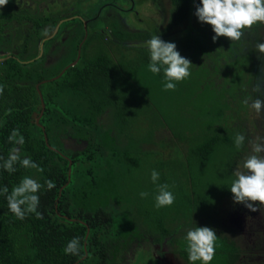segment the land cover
I'll return each instance as SVG.
<instances>
[{"label":"trees","instance_id":"16d2710c","mask_svg":"<svg viewBox=\"0 0 264 264\" xmlns=\"http://www.w3.org/2000/svg\"><path fill=\"white\" fill-rule=\"evenodd\" d=\"M34 1L33 9L21 8L16 0H8L0 8V88L3 89L0 92V158H3L0 165L13 147H19L21 158H30L38 168L16 165L17 170L9 173L0 167V189L6 186L10 193L25 176L37 180L43 186L37 193V212L41 215L37 218L31 213L23 220L18 219L9 211L5 196L0 195V264H125L124 254L137 232L134 225L125 222V214H121L129 212H119L121 201L128 200L119 188V181H123L130 165L136 161L130 156L132 151L125 150V141H120V117L125 116L121 111L130 112L129 102L125 100L129 78H136L135 67L139 64H145L140 74L148 76L150 59L146 47H136L135 58L126 57L125 52L116 49L119 56L114 61L106 52L105 43L115 42L119 48L132 50L128 41L147 39L150 33L128 31L116 18L102 27L101 17L88 20L84 29L80 18L87 16V19L90 15H83L77 9L72 11L70 6L55 12L51 8L55 0L44 2L45 6H39L40 0ZM139 2L135 0L126 8L134 10ZM169 3L168 21L162 32L194 15L199 0H169ZM76 14L68 19L69 15ZM94 21L97 25L89 28ZM196 36L201 48L204 45L216 49L213 35ZM92 43L96 50L88 56L87 48ZM196 48L200 45L196 44ZM206 55L208 58L209 53ZM203 59L200 61L204 64ZM132 71L134 74H130ZM159 75L151 73V79ZM144 76V80H149ZM205 76L207 82L212 76L207 67ZM202 79L199 84L203 88L212 83L203 84ZM71 94L78 97H69ZM243 95L232 97L238 108L245 107ZM213 100L215 109L228 107L223 97H213ZM115 117L119 125L116 122L113 126L111 120ZM14 129L24 138L21 146L8 141ZM237 133L245 136L239 150L234 145ZM183 138L190 140L184 135ZM197 138L195 143V136L191 137L194 145H189L186 151L187 166L191 169L195 162L209 160L216 145L228 148L235 157L250 141L240 123L225 124L223 128L216 126L212 132L208 130ZM69 139L85 144L73 150L65 145ZM191 178L196 182L197 177L191 175ZM46 181H52L54 187L47 189ZM210 186H213L211 182ZM178 192L177 199L179 194L184 197L179 188ZM165 214L161 219L158 215L154 219V228L160 227V234L150 233L146 238L140 233L149 246L159 244L171 233L168 241H173V236L177 240L175 225L163 226L162 219L165 223L174 221ZM73 238H80L79 252L66 254L65 248ZM136 238L141 243V238ZM217 240L224 244L222 237L217 236ZM142 245L145 249L143 242Z\"/></svg>","mask_w":264,"mask_h":264},{"label":"rangeland","instance_id":"374dc122","mask_svg":"<svg viewBox=\"0 0 264 264\" xmlns=\"http://www.w3.org/2000/svg\"><path fill=\"white\" fill-rule=\"evenodd\" d=\"M48 1L40 0L39 6H45L44 2L48 3ZM55 1L54 5L50 4L55 12L65 10L66 6H72V10L77 9L78 3H81L82 10L85 5L86 12L87 5L92 7L95 0ZM18 3L20 4L19 0ZM100 3H104V9L109 10L107 15H104V21H101L102 27L112 15H116L122 27L125 26L129 31L147 30L150 33L147 39H133L130 43L128 41L132 50L119 48L115 42L105 43V50L114 61L119 56L116 49L125 52L126 57L135 58L136 47H146V41L153 35H159L162 40L175 43L180 55L192 63L190 76L177 83L175 90H164L162 73L156 79H151V72L146 77L144 73L140 74L145 64L135 67L136 78H129V90L128 94H125L127 95L125 100L129 102L130 112L121 111L125 116L121 114L120 117L122 130L120 141H125V150L132 151L130 156L136 162L130 165L129 172H126L122 178L123 181H119V188L128 200L121 201L118 209L120 213L121 211L129 212L130 215L121 214H125V222L129 223V226L134 225L137 232L136 237L141 238L140 241L144 243L145 249L133 236L137 247L133 257L131 256L133 250L127 254L128 259L126 258L124 263L157 264V260L166 259V254L161 251L162 248H157L159 244L149 246L146 243L148 241H145L140 234L142 233L146 238H149L150 233L160 234V227L154 228V219L158 216L160 219L163 218L162 215L165 212V217L174 221H170L173 224L169 222L168 225L162 219L163 226L169 228L175 225L174 230L179 234L177 240L173 236V241L176 243L172 244L182 264H189L184 235L195 227H208L207 220L211 219L212 229L216 231L218 237L223 238L224 242V244H221L219 240L215 242V254L210 264H218L222 261L225 249L228 247L227 240L232 237L233 233L232 228L227 227L230 225L229 222L226 223V220L230 212L233 209L236 210L237 207V204L233 202L229 187L236 178V173L245 171L242 164L249 155L253 154L252 144L257 142V138L264 137V110L257 113L251 108L253 100L257 98L264 100V85L260 92L253 90L264 68V55H260L255 49L257 43L264 42V24H256L251 29H246L239 41L231 42L225 37H220L215 43L217 44L216 49H209L202 43L206 48L204 49L203 46L201 48L200 43H196L198 41L196 34H206L211 37L214 33L210 25L198 22L195 15H191L187 20L162 32L168 21L169 0H140L134 10L130 11H122L126 9V5L131 4L129 0H101ZM29 4L32 7L35 1L29 0ZM116 5L121 7L120 11ZM20 6L24 5L20 4ZM110 8L116 10H110ZM96 25L94 21L93 26L89 24L88 27L94 28ZM192 34L193 38L190 36ZM94 44L88 46V56L89 53L94 54L96 50L92 47ZM196 44L200 45V48L195 49ZM207 53H209L208 58H206ZM203 57L205 58L203 59L204 64L200 61ZM206 67L212 73L209 80L212 83L203 88L199 84L201 78H203L201 83H210L206 80ZM130 74H134V71ZM143 76L149 80H144ZM240 93H244L242 97H246L243 103L245 100L248 101L247 104L244 103V108H238L236 100L232 101V97H240ZM69 97L78 96L71 94ZM213 97H223L228 107L213 108ZM77 108L82 111L81 108ZM226 115L231 117L227 119ZM111 122L114 126L117 125L118 120L115 117ZM236 123H240L250 137L245 149L233 157V153L228 148L216 145V149L209 155L211 157L209 160L195 162L192 169L188 168L186 151L189 145H194L191 137L195 136L196 139L193 141L196 143L199 134L205 135L208 130L212 132L216 126L223 128L225 124L233 126ZM183 135L190 140L183 138ZM65 145L74 149L82 147V143L76 144L74 141H66ZM153 170L159 173L158 183L168 184L169 190L175 197L174 203L166 207L167 210L164 207L157 209L154 206L156 185L150 179ZM191 175L197 177L196 182ZM210 182L213 186L209 187ZM178 188L182 190L184 197L179 194L177 199ZM141 192H147L149 195L141 198ZM259 210L264 216V206ZM240 211L242 210L233 215L239 214ZM213 213L215 218H213ZM170 235L172 233L168 237ZM169 243L171 245V242ZM196 264L200 262L197 261Z\"/></svg>","mask_w":264,"mask_h":264},{"label":"clouds","instance_id":"9594fccd","mask_svg":"<svg viewBox=\"0 0 264 264\" xmlns=\"http://www.w3.org/2000/svg\"><path fill=\"white\" fill-rule=\"evenodd\" d=\"M8 0H0V8L6 6ZM194 15L198 22L211 26L214 35L211 37L215 43L218 38L225 37L231 42L239 41L246 29H251L253 25L264 24V0H199V5L195 9ZM146 47L150 62L148 70L153 74L162 72L164 78L163 88L165 91L175 90L177 83L190 76L192 63L187 58L180 55L176 50V44L166 42L159 35H153L146 41ZM256 51L264 55V42L255 45ZM262 75L258 78L254 91H262L264 85V68ZM3 89L0 88V92ZM248 103L247 100L244 101ZM251 108L257 113L264 110V100L255 99L251 103ZM8 141L14 145L21 146L24 138L17 129H14ZM245 141V136L237 133L234 138V145L237 150L241 149ZM252 153L243 162L245 171L237 172L236 178L232 181L229 190L232 194L233 202L242 204L251 212L259 211L258 206H264V137L257 138V142L252 144ZM3 159V158H0ZM16 165L25 169L38 168L30 158H21L20 148L13 147L6 160L0 167L9 173L17 170ZM151 182L156 185L154 197L157 209L171 206L175 197L169 190V185L158 183L159 173L153 170L150 174ZM47 189L54 187L52 181H46ZM43 186L35 179L25 176L19 184L9 189L5 186L0 189V195H4L9 211L18 219L23 220L27 214L37 212L39 206V196L37 193ZM149 195L141 192V198ZM186 251L189 264H210L215 254V242L217 240L216 231L210 227H195L189 230L185 237ZM80 249V238H73L66 246V254H78Z\"/></svg>","mask_w":264,"mask_h":264},{"label":"crops","instance_id":"0c3cea01","mask_svg":"<svg viewBox=\"0 0 264 264\" xmlns=\"http://www.w3.org/2000/svg\"><path fill=\"white\" fill-rule=\"evenodd\" d=\"M230 212L229 228L232 237L227 240L223 259L218 264H264V216L257 212ZM262 215V216H261ZM227 218V219H228ZM225 229V228H224ZM218 230L219 227H218Z\"/></svg>","mask_w":264,"mask_h":264},{"label":"flooded vegetation","instance_id":"af4514ba","mask_svg":"<svg viewBox=\"0 0 264 264\" xmlns=\"http://www.w3.org/2000/svg\"><path fill=\"white\" fill-rule=\"evenodd\" d=\"M100 1L101 0H95L94 1V3L92 4V7L91 6H88L87 5V10H86V12H85V9H84V7H85V5H84V7H83V10L81 9V3H78L77 4V10H79V11H81L82 12V14L83 15H90V17L89 18H87L86 19V17H81L80 19L82 20V22H83V27H84V29L86 28V24H87V22H88V20H90V19H97V18H99V17H101L103 20H104V15L106 14L107 15V12L109 11L107 8H105L104 9V7H105V4L104 3H100ZM129 1H131V2H133V1H135V0H129ZM17 2H18V0H17ZM19 2H20V4H23L24 6L23 7H26L27 9H33L34 7H35V4L32 6V7H30V4H29V0H24V1H22V0H19ZM99 4V5H98ZM98 5V6H97ZM21 7V6H20ZM23 7H21V8H23ZM72 6L70 7V9L72 10ZM116 8L117 9H119L118 11H120L121 10V7H119L118 5H116ZM126 8V7H125ZM129 7H127L126 9H122V11H130L131 9H128ZM75 10V9H74ZM107 10V11H106ZM113 10H116V9H113ZM73 11V10H72ZM75 16H78V14H76V15H69L68 16V19H72L73 17H75ZM116 15H112V17H111V19L112 18H116L115 17ZM116 20L118 21V24H120L121 26H122V23L120 22V20L118 19V18H116ZM105 27V26H104ZM123 28H125V26H123ZM57 29V27H55V29H54V31L53 32H55V30ZM126 29V28H125ZM126 30H128L129 31V29H126ZM69 141H74L73 139H69ZM75 142V141H74ZM76 143V142H75ZM76 144H78V143H76ZM83 144H85L84 142L82 143V145ZM69 148H71V149H73L74 150V148H72V147H69ZM82 148V147H81ZM81 148H78V149H81ZM237 207L235 208L236 209V211H239V210H242V211H240V212H251V211H249L248 209H246L242 204H237L236 205ZM259 207V209L260 208H262V206H258ZM259 211H261V210H259ZM257 212V211H256ZM211 221V222H210ZM231 221V219L230 218H228L227 220H226V223H228V222H230ZM170 221H166V224L168 223V225L171 223V222H173V221H171L170 223H169ZM207 222H208V224H209V226L208 227H210V228H212V226L211 225H213L212 224V220L211 219H208L207 220ZM220 222H221V220H220ZM171 224H173V223H171ZM226 226H227V224H226ZM227 227H229V226H227ZM178 235L179 234H177L176 235V237H178ZM168 239H169V237H168V235L167 236H165L161 241H160V243H159V247H157L158 249H161L162 248V252H164L165 254H166V256H165V258L166 259H164V258H161L160 260H157V264H182L180 261H181V259H179V255H177V250H175L173 247V244L172 243H176L175 241H171V245H170V243H169V241H168ZM150 240V239H149ZM135 242H136V240L133 238V240L131 241V244H130V246H129V248L127 249V251L125 252V254H124V258L126 259L127 257H128V253L130 252V251H132V257H133V255H134V250H135V248L137 247V245L135 244ZM142 244V243H141ZM169 248H171V249H173V251L171 250V249H169ZM172 252L171 254L169 253V252ZM131 257V258H132ZM130 258V259H131ZM125 259H124V261H125ZM128 259V258H127ZM180 260V261H179ZM180 262V263H179Z\"/></svg>","mask_w":264,"mask_h":264},{"label":"water","instance_id":"95a60500","mask_svg":"<svg viewBox=\"0 0 264 264\" xmlns=\"http://www.w3.org/2000/svg\"><path fill=\"white\" fill-rule=\"evenodd\" d=\"M72 64H73V62L70 63L69 66L72 65ZM67 66H68V65H67ZM67 66H65L63 69H61V71H60V72H59L54 78H57ZM40 101H41V99H40ZM42 108H43V104L41 103V110H42ZM40 113H41V112H40ZM44 141H45V143H46V138H45V136H44Z\"/></svg>","mask_w":264,"mask_h":264}]
</instances>
